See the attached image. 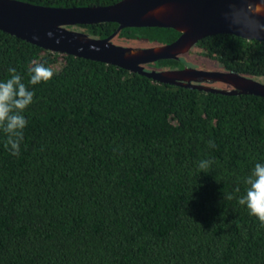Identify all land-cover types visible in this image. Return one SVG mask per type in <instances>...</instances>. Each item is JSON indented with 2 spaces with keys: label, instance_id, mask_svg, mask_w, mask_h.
I'll return each instance as SVG.
<instances>
[{
  "label": "trees",
  "instance_id": "trees-1",
  "mask_svg": "<svg viewBox=\"0 0 264 264\" xmlns=\"http://www.w3.org/2000/svg\"><path fill=\"white\" fill-rule=\"evenodd\" d=\"M18 1L79 8L121 0ZM69 29L106 39L118 25ZM180 35L127 28L116 42L168 45ZM195 50L264 83V42L220 34ZM33 60L56 74L29 85L35 102L19 156L0 131V264H264V226L238 203L243 179L264 163V98L161 84L0 30V81L14 67L27 84ZM186 63L197 65L150 66ZM204 159L214 161L209 173L198 169Z\"/></svg>",
  "mask_w": 264,
  "mask_h": 264
},
{
  "label": "water",
  "instance_id": "water-1",
  "mask_svg": "<svg viewBox=\"0 0 264 264\" xmlns=\"http://www.w3.org/2000/svg\"><path fill=\"white\" fill-rule=\"evenodd\" d=\"M159 8L166 10L157 13L155 10ZM229 8L228 0H121L111 6L79 8H51L18 0H0V30L43 50L117 66L161 84L264 98V83L236 72L194 68L163 70L150 66L161 60L187 57L207 37L227 34L251 38V33L229 26L224 17ZM101 23H116L119 27L106 39H95L69 29ZM127 28L173 29L181 35L168 45H115L113 39ZM257 41L264 42V33ZM215 83L224 84L226 88L211 86Z\"/></svg>",
  "mask_w": 264,
  "mask_h": 264
},
{
  "label": "clouds",
  "instance_id": "clouds-1",
  "mask_svg": "<svg viewBox=\"0 0 264 264\" xmlns=\"http://www.w3.org/2000/svg\"><path fill=\"white\" fill-rule=\"evenodd\" d=\"M230 8L224 13L230 27H235L242 33H251V38L244 37L249 42L257 41L264 33V0H228ZM166 9L159 8L157 13ZM9 78L0 81V131L6 135L4 147L13 156H19L21 144L24 140V131L28 125L25 112L34 104L35 92L29 85L35 86L50 82L55 76L51 66H46L38 60H33L28 65V83H24L22 75L17 69L10 67ZM208 147L215 148L212 140ZM213 160L199 161L198 169L201 173H209ZM245 189L239 195L238 203L245 206L249 215L255 217L264 226V163L257 162L249 175L243 179ZM240 193V188L235 189ZM228 199H233L230 195Z\"/></svg>",
  "mask_w": 264,
  "mask_h": 264
},
{
  "label": "flooded vegetation",
  "instance_id": "flooded-vegetation-1",
  "mask_svg": "<svg viewBox=\"0 0 264 264\" xmlns=\"http://www.w3.org/2000/svg\"><path fill=\"white\" fill-rule=\"evenodd\" d=\"M101 24H104V23H101ZM116 24V23H115ZM94 25H98V24H94ZM118 25V24H117ZM77 26H84V25H77ZM77 26H74V27H72V28H77ZM91 26H93V25H91ZM118 27H119V25H118ZM74 31H76V30H74ZM117 31V30H116ZM113 43L115 44V45H117V46H121V42L120 43H117L116 42V37L113 39ZM142 43V42H141ZM143 43H146V42H143ZM145 46H149V44L148 43H146V45ZM193 50V49H192ZM190 51L189 52V54L187 55V56H189V55H191L192 54V52L193 51ZM187 61H189V62H191V60H188V59H186ZM197 65H187V63L184 65V67L183 68H181V69H171V70H182V69H184V68H194V69H199V70H202V71H209V72H211V71H219L218 69H216V68H213L212 66L211 67H209V66H207V64L208 63H206V64H199V63H196ZM206 85H208V84H206ZM211 86H213V87H221V88H226V86L224 85V84H221V83H215V84H212Z\"/></svg>",
  "mask_w": 264,
  "mask_h": 264
},
{
  "label": "rangeland",
  "instance_id": "rangeland-1",
  "mask_svg": "<svg viewBox=\"0 0 264 264\" xmlns=\"http://www.w3.org/2000/svg\"><path fill=\"white\" fill-rule=\"evenodd\" d=\"M145 45H146V43L142 42V43H137L134 46H145ZM121 46H123V45H121ZM134 46H131V47H134ZM185 58L188 59V60H191L192 62L199 63V64L208 63L207 66H209V67L212 66L213 68H216V69L220 70V68L217 65H215V63L207 61V60H202V58H199L198 55H197V51L196 50L193 51L191 55H189V56H187ZM218 88H221V87L219 86ZM221 89H223V88H221Z\"/></svg>",
  "mask_w": 264,
  "mask_h": 264
}]
</instances>
